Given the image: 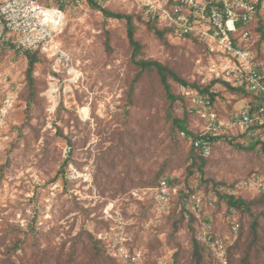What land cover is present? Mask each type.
<instances>
[{
  "label": "rangeland",
  "instance_id": "374dc122",
  "mask_svg": "<svg viewBox=\"0 0 264 264\" xmlns=\"http://www.w3.org/2000/svg\"><path fill=\"white\" fill-rule=\"evenodd\" d=\"M108 3L104 9L131 18L140 44L135 57L126 20L84 4L66 9L62 37L75 77L62 73L51 80L50 65L40 58L30 94L26 52L0 44V78H6L0 114L6 96L13 104L0 118V264H127L111 255L119 247L138 256L130 264H223L206 244L196 262L194 234L176 200L155 201L152 189L164 178L201 196L197 218L226 241V264H264L263 194L231 190L248 210H229L220 197L255 170L263 171V159L255 150L221 144L199 174L189 140L170 118L181 117L185 108L168 100L155 71L137 65L157 61L191 82L199 46L162 31L131 0ZM262 18L264 32V12ZM168 82L177 95L181 87L171 77ZM222 97L220 112L243 109L244 100ZM69 166L88 167L91 181L66 182ZM109 205L112 218L105 219Z\"/></svg>",
  "mask_w": 264,
  "mask_h": 264
},
{
  "label": "built area",
  "instance_id": "2783aa9c",
  "mask_svg": "<svg viewBox=\"0 0 264 264\" xmlns=\"http://www.w3.org/2000/svg\"><path fill=\"white\" fill-rule=\"evenodd\" d=\"M94 1L99 5L110 2ZM133 1L153 18L158 17L169 22L176 36L190 37L199 45L200 54L195 61L194 78L200 86L209 87V92L201 93L183 86L180 89L182 96L189 103L188 114L194 118V128L200 135L191 141L199 154L203 158L210 157L214 143H221L218 138L230 131L239 135L248 134L264 149V66L255 60V55L250 50V26L257 15L264 12V0ZM166 3L175 5L166 9ZM76 4L81 6L80 1ZM69 6L71 5L67 4L66 7L60 8L44 5L39 0H0V44L9 46L13 51L41 52L51 61V80H55L56 76L59 77L62 73H70L75 77L76 71L73 72L70 67L69 56L59 42L67 19L66 9ZM4 82L6 78H0V90ZM225 84L239 87L244 90L243 94L251 97L246 99L240 93L234 94L235 98L244 100L245 103L242 110H235L228 119L220 115L212 100ZM58 91L59 89L57 93ZM11 100L12 96H6L0 118L12 107ZM181 135L185 137V133ZM209 136L212 139H209ZM70 154L71 148L66 147L64 159L67 160ZM91 178L92 173L88 167L79 169L74 166H69L64 177L69 184H85L90 182ZM237 189L251 194L263 193L264 170L262 174H254L242 182ZM152 191L156 195L155 201L164 205L169 204L178 194L175 185L166 180ZM187 206L196 214L200 212L201 196L193 195ZM111 210L112 205L107 206L104 211L105 219L112 218ZM114 221L121 223V219L117 220V217ZM118 240L125 241L123 237ZM198 241L208 245L217 258L226 264V241L212 236L207 223H204L198 233ZM109 243L115 244L113 241ZM111 253L112 257L127 264L134 263L138 257L136 254V257H131L129 252L121 247L112 249Z\"/></svg>",
  "mask_w": 264,
  "mask_h": 264
},
{
  "label": "trees",
  "instance_id": "16d2710c",
  "mask_svg": "<svg viewBox=\"0 0 264 264\" xmlns=\"http://www.w3.org/2000/svg\"><path fill=\"white\" fill-rule=\"evenodd\" d=\"M80 1L81 4H84L88 8L90 6L99 9L107 18H113L117 20H126L127 22V37L130 42V45L133 48V53L134 57L136 56L137 53L140 51V44L135 40L134 38V30H133V25H132V20L128 16L120 15V14H114L106 9H104V6L106 5H99L97 4L94 0H64L63 2L59 0H39L41 4L44 5H49V6H56L60 8L66 7L67 4L74 6L76 9V2ZM115 1H120V0H110V3L115 2ZM131 2L138 3L136 1L131 0ZM175 3H166V9H170L173 7ZM143 10V9H142ZM154 22H157L158 25L161 27L162 31L166 32L169 35H174V32L172 30V27L169 22L167 21H162L160 18H154ZM263 18H262V13L258 14L253 23L250 26V31L252 32V38L250 40L251 42V48L250 50L252 53L255 55V60L258 61L259 64L264 66V32H263ZM64 29L59 37L60 44L62 48L64 49V46L62 44V37L64 35ZM153 31L155 32L156 36L159 38H162L163 32L156 30L153 28ZM175 36V35H174ZM184 40L189 41L190 43H197L196 40L190 38V37H185L183 38ZM3 46V45H2ZM199 46V45H198ZM65 50V49H64ZM28 61V68L26 70V79H27V86L30 94L34 93V84L35 80L33 77L34 73V68L35 66L39 63V59L41 58L45 62H47L48 65H50V60L46 58L45 55H43L41 52L36 51L33 53H28L24 54ZM138 67L140 68L141 71H155L156 74L159 76L160 82L166 92L167 98L171 103H176L179 102L181 103L182 107L185 108L183 109L181 117L173 116L170 114V118L172 121V126L178 131V134L181 136V133H185V139L189 140V145H190V153L191 156L194 158V162H192V165L196 167L198 173H202L204 166L206 165V161L211 159L214 155V152L216 150V147L221 145V144H226L230 145L236 148H239L244 151L252 152L256 151L261 158L264 161V149L259 146V142L255 141L254 138L251 136L247 135H239L235 133L234 131L226 132L223 135H221L218 139L221 140V143L217 144L216 142L214 143L212 153L210 157L208 158H203L199 152L194 148L192 144V140L199 138L200 135L198 134V131L194 128V118L188 114V107L189 103L188 101L182 96L181 92L178 91L177 95L172 94L171 92V87L168 82V78L171 77L172 80L179 85V87H187L191 88L194 90H197L201 93H208L209 92V87H202L199 85V83L195 80L194 76L191 80V82H186L184 80H181L178 78L168 67L164 66L160 62L157 61H139L137 62ZM225 93L228 94H236L240 93L243 97L246 99H250L251 97L248 96L247 94H243L244 90H240L239 87H232L228 84L223 85V89L214 97H212V100L214 102V105L218 108L220 106L219 102L221 101L220 99L224 100L222 97ZM211 96H213L211 94ZM217 97V98H215ZM221 116L226 117L227 119L230 118L234 113L235 109L232 110H224L220 112ZM206 138V137H205ZM209 139H212V137H208ZM216 140V139H214ZM68 146V145H67ZM71 147V144H70ZM72 150V147H71ZM199 163V164H198ZM264 170V169H263ZM263 171L261 170H255L252 172L248 177L238 181V183L234 184L229 188L227 192L224 194H221L220 197L226 200V203L228 205L229 210H240L246 208L248 210L249 204L245 201V199L242 196H236V194H233L231 192L232 189H237V186H239L242 182L253 176L254 174H262ZM162 174L161 171H159L156 175V177H160ZM163 180L167 179H161L157 181L156 186H158ZM177 188V196L174 197V199L177 202V205L180 207L182 211V218H184V221L187 222V224L190 226L192 233L194 234V239H193V246H194V251L193 255L197 263H200L201 261V256H200V249L206 247L204 244L200 243L197 239L198 233L201 231L202 226L201 222L197 218V214L192 212L191 209L187 206V202L191 201V198L193 195L196 194V191H194L192 188L185 187V186H175ZM263 194L261 196H264ZM258 194V195H259ZM173 199V200H174ZM204 205V201L202 202V208ZM256 229V224H253V230L255 231ZM98 244V242H96ZM99 253L101 251L99 249H96V255L100 256Z\"/></svg>",
  "mask_w": 264,
  "mask_h": 264
}]
</instances>
